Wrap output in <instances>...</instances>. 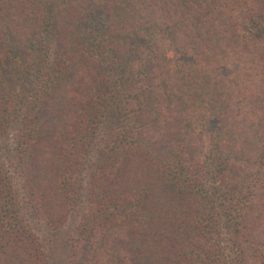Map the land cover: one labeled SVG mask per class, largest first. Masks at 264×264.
<instances>
[{
  "label": "trees",
  "instance_id": "16d2710c",
  "mask_svg": "<svg viewBox=\"0 0 264 264\" xmlns=\"http://www.w3.org/2000/svg\"><path fill=\"white\" fill-rule=\"evenodd\" d=\"M0 264H264V0H0Z\"/></svg>",
  "mask_w": 264,
  "mask_h": 264
},
{
  "label": "rangeland",
  "instance_id": "374dc122",
  "mask_svg": "<svg viewBox=\"0 0 264 264\" xmlns=\"http://www.w3.org/2000/svg\"><path fill=\"white\" fill-rule=\"evenodd\" d=\"M208 132L209 133H212L213 132V125H210V128L208 129Z\"/></svg>",
  "mask_w": 264,
  "mask_h": 264
}]
</instances>
